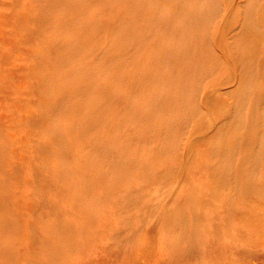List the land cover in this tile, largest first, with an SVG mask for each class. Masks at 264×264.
<instances>
[{"label":"rangeland","instance_id":"obj_1","mask_svg":"<svg viewBox=\"0 0 264 264\" xmlns=\"http://www.w3.org/2000/svg\"><path fill=\"white\" fill-rule=\"evenodd\" d=\"M255 212L264 0H0V264H264Z\"/></svg>","mask_w":264,"mask_h":264},{"label":"bare ground","instance_id":"obj_2","mask_svg":"<svg viewBox=\"0 0 264 264\" xmlns=\"http://www.w3.org/2000/svg\"><path fill=\"white\" fill-rule=\"evenodd\" d=\"M256 209H259V207H256ZM247 210V209H246ZM254 214V217L255 218H253L254 220V222H256L255 220H259L260 221V223L262 224V225H260L259 226V229H260V231L262 232V233H264V221H262L263 219H262V216H260V217H257L258 216V214H260V212H255V213H253ZM214 216V215H213ZM238 217L240 218V216L238 215ZM237 217V218H238ZM204 221L205 222H207L208 224H213L212 222H210L209 220H207V219H205L204 218ZM203 222V221H202ZM216 222V221H215ZM208 224H205L203 227H202V225L200 224V227H199V233L198 234H196V233H193L192 235H188V236H186L190 241L193 239V238H196V237H201V238H203V237H205V236H211V237H213V238H215V239H220L221 238V234H220V230L217 228L215 231L213 230V231H210L209 230V225ZM178 227H180V226H178ZM245 230L246 231H248V226L245 228ZM181 231L182 232H185V230L184 229H181ZM181 231H178V234L180 235V236H183V234H182V232ZM224 231H226V232H231V235H229L228 237L229 238H231V239H234V241H236V240H239V239H241L242 238V236L241 235H239V234H237L235 231H233L232 229L230 230V227L229 226H227V228H225V230ZM186 233V232H185ZM242 233V232H241ZM80 235V237H82L81 235H83V234H79ZM244 236V235H243ZM258 236V235H257ZM86 237V236H85ZM259 237V236H258ZM262 239H263V236L261 237ZM224 239V238H223ZM226 247V246H225ZM227 252V251H226ZM229 256V255H228ZM253 257H254V253H253V251L251 250V251H249V253H248V255L246 256V258H245V260H246V264H249V263H251V260L253 259ZM252 264H256V262L255 261H252Z\"/></svg>","mask_w":264,"mask_h":264}]
</instances>
